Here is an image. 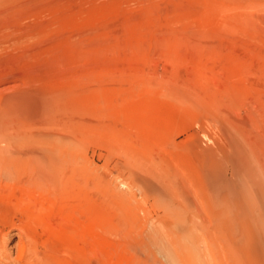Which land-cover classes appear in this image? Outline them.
Here are the masks:
<instances>
[{"label":"rangeland","instance_id":"rangeland-1","mask_svg":"<svg viewBox=\"0 0 264 264\" xmlns=\"http://www.w3.org/2000/svg\"><path fill=\"white\" fill-rule=\"evenodd\" d=\"M205 1L0 0V114L34 98L41 124L85 135L89 172L68 193L8 185V220L64 256L48 264H164L153 244L175 264H264V0ZM257 158L251 184L240 165ZM193 198L212 209L197 224Z\"/></svg>","mask_w":264,"mask_h":264},{"label":"bare ground","instance_id":"bare-ground-1","mask_svg":"<svg viewBox=\"0 0 264 264\" xmlns=\"http://www.w3.org/2000/svg\"><path fill=\"white\" fill-rule=\"evenodd\" d=\"M213 2H215V1H213ZM209 4H211V1ZM213 4L214 3L211 4L212 8L214 6L217 7V5H213ZM216 7H215V9H216ZM250 7H249V9H250ZM253 9H254V7H253ZM204 11H206V9ZM216 11L218 14V10H216ZM245 11H247V9ZM201 12H203V11H201ZM200 15H202V14H200ZM233 18H235V17H233ZM235 20H237V19L235 18L234 21ZM235 23H236V21H235ZM244 80H245V78H244ZM156 81H157V79H156ZM218 95H219V93H218ZM24 101H25V103L23 104L24 105L23 108L18 112L19 114H21L20 118H17V116L15 117V114L12 116L0 114V264H48V263H50V260H52L54 257H56V259L63 262L64 256L55 255L53 253L54 250L56 249L57 245L51 247V244L46 243L43 240V236H42L43 233L39 232L38 229L36 230V227L34 225H31V224L29 225L28 223H25V222H22V223L17 222L18 223L17 227H14L13 223L8 220V213H9L8 212V209H9L8 205L10 204V201H9L8 197H6V193L8 194V185L11 183L15 184L14 186H17V187H23V186L27 187L28 191L25 193V195L22 196L24 198H28L29 195H35V196L40 195L42 198L43 197L48 198V197H54V195H56L57 192L58 193H60V192L68 193L74 187V182L71 181L70 179H68V177L71 176V174H75L74 176H78L77 177L78 180L74 177V179L76 181H78L75 185H80V183H82V181L86 178V175L89 172L87 170V160H86L87 159V149L84 147L85 135L84 134L80 135V133L76 134V133L69 131V130L62 131V130L58 129L59 127L57 128V130L55 128H50V129H49V127L47 128V125L49 126L48 123H50V122L45 124L46 120L48 118H49L48 119L49 121H50V119H52V117L50 115H48L50 112L49 109H46L44 107V105L39 103V100L34 99V98H25ZM215 102H217V101H215ZM47 108H48V106H47ZM42 115H43L44 119H46L48 117L46 120H44L45 122L42 123V124H45L46 127H45V125L43 127L42 124L40 123L41 119L43 120ZM40 116H41V119H40ZM254 116H256V115H254ZM54 125L59 126L57 123H54ZM51 127H54V126H51ZM237 132L235 131V133H237ZM238 134H240V133L238 132ZM239 136H242V135L240 134ZM243 138L245 139V137H243ZM243 138H242V140H244ZM235 141H236V139H235ZM236 142L239 143L240 141H236ZM15 143H17V146H14V145H16ZM195 144H197V143H195ZM234 144H235V142H234ZM195 146L193 145V148H195ZM197 146H196V148H197ZM235 146L238 147V144ZM253 153L254 152L252 151V154ZM232 154H233V152H232ZM241 155H242V152H241ZM241 155H240V157H241ZM227 157L228 156H226V161H228L227 164L232 165V163L235 161L231 162L232 159L230 160V158H227ZM155 158H156V156H155ZM242 159L243 158H241L239 160L242 161ZM257 161H258V158H257ZM257 161H254L255 166L253 168L251 167L252 169H249L250 167H247V165L245 163H242V165H240V169H241V167L245 169V171H244V169H242V171L239 169L240 170L239 172H241V174L244 176V177L241 176L242 180H243V178H245L247 180V182L250 181V183L252 181H255V182L260 181V179H261L260 176H262V175H260L259 178L256 179V177L258 175L255 173L257 175V176H255V174H254V172L256 171L255 169H257L260 172V174H263L262 173L263 169L261 168L260 161H258V162ZM244 162H246V160ZM166 165H167V163H166ZM251 165H253V164H251ZM262 166H264V164ZM234 167H236V166H234ZM234 167H233V169H234ZM166 169H168V168H166ZM152 176L154 177V175H152ZM263 176H264V174H263ZM178 177H180V176L178 175L177 179H178ZM156 178H155V180L159 181L158 180L159 178H157V179ZM182 179H183V177H182ZM263 179H264V177H263ZM184 180H182V181L186 182ZM209 181H211V180H209ZM162 183H164V181H162ZM210 183H211L210 185H212L213 190L215 191V189L218 188L216 186L217 183L214 181L210 182ZM243 183H245V181H243ZM118 184H119V187H120V185L121 186H123V185L127 186L125 181H119ZM161 185H163L164 187L168 186L165 184H161ZM253 185H254L253 188L257 192V195H259L258 198L260 197L259 199L262 200V204H264V197L262 198V195L264 194L263 193L264 190L262 191V187L264 185L262 187L258 183H254ZM186 186L189 187V185L185 184V189H186ZM208 189H209V187H208ZM136 191H138L139 195H142L141 191H139L137 189H136ZM186 191H188V188L186 189ZM199 192H200V190L198 189V194H199ZM256 192H254V193H256ZM184 193H183V195H184ZM187 193L190 194L191 192L188 191ZM192 193H193V190H192ZM194 193L197 194L196 191H194ZM201 194L204 195V192L202 191ZM218 194H220V193H218ZM199 195H197V196H199ZM245 195H248V199L250 200V202H252L251 195H253V194L250 192V189H249V191H246ZM245 195H244V197H247ZM192 197H193V195H192ZM139 198H141V196ZM224 198H225V195H224ZM143 199L144 198L142 197L139 200H142V202H145V199H144V201H143ZM210 202L212 203V201H210ZM201 204H200V202L198 203V199L193 198V206H192L191 211L193 212L192 218L194 220V224L198 223V218H197V215H195V214H199V213L203 214V213L207 212L206 209L207 210L211 209V207H209L210 205L205 204L203 207V205L201 206ZM11 205H9V206H11ZM250 205H251V203H250ZM253 206H254V204H253ZM181 207H180V209H178V211L181 210ZM184 207L185 206L182 207V210H184L186 208V207L185 208ZM202 207L204 208V210H202ZM234 207H236V206L234 205ZM219 209H221V208H219ZM213 210L215 212L216 209H213ZM253 210H254V208H253ZM211 211H212V209H211ZM258 211L260 212V210H258ZM181 213L183 215V212H181ZM215 213H217V212H215ZM10 215H9V217H10ZM239 215H240V213H239ZM140 218L142 219V217H140ZM185 218H186V216H185ZM261 218L262 217L259 216L258 220H260L261 224H263L262 223L263 218L262 219ZM12 219L10 218V220H12ZM258 220H256V221H258ZM221 222H222V220H221ZM146 223L148 225L147 229L152 230L154 228L152 220L151 221L146 220L145 224ZM257 223L260 224L259 222H257ZM200 225H201V223H200ZM218 225H219V223H218ZM124 226H126V225H124ZM202 226L206 227V225H204V224H202ZM160 227L163 228V225ZM204 227H202V228L205 229ZM12 228L13 229L15 228L17 230V232L10 235V230ZM218 230H219V228H218ZM155 231L159 232V228L155 229ZM205 231H207V230L205 229ZM148 232H150V231H148ZM50 233L52 234L53 231L51 230ZM136 235H138V234H136ZM10 236H16L17 241H16V243H14V245H12L8 249L6 247L7 246L6 240ZM205 236H206V233H205ZM228 237H229V235H228ZM223 238H226V240H227V237H223ZM151 247L154 250V252L163 260L164 264H175L170 258H168V253L166 252V250L164 249V247L162 245L160 247L159 245L153 244V246H151ZM246 247H247V245H246ZM83 248L86 249V246H83ZM144 250H145V253H144L145 257L148 260V258L151 257L150 255L152 253L150 251V248H147L146 246H145ZM238 252H239V250H238ZM85 253H86V251H85ZM237 255L239 256V254H237ZM244 255H245V249H244ZM99 256L100 255L98 254L97 258H99ZM245 257H243V258H245ZM250 260H252V259H250ZM245 261H246V258H245ZM253 261H256V260H253ZM62 262H60V263H62ZM253 263H255V262H253ZM92 264H98V263H97V261H95ZM134 264H138V263H134Z\"/></svg>","mask_w":264,"mask_h":264}]
</instances>
